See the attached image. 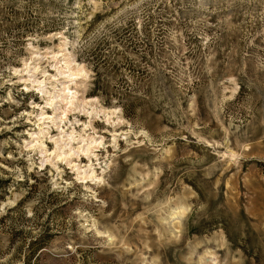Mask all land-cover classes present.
<instances>
[{
	"label": "rangeland",
	"instance_id": "374dc122",
	"mask_svg": "<svg viewBox=\"0 0 264 264\" xmlns=\"http://www.w3.org/2000/svg\"><path fill=\"white\" fill-rule=\"evenodd\" d=\"M0 264H264V0H0Z\"/></svg>",
	"mask_w": 264,
	"mask_h": 264
},
{
	"label": "trees",
	"instance_id": "16d2710c",
	"mask_svg": "<svg viewBox=\"0 0 264 264\" xmlns=\"http://www.w3.org/2000/svg\"><path fill=\"white\" fill-rule=\"evenodd\" d=\"M92 72L95 74L96 73V68H93L92 69ZM99 89H100V86H98L97 84H93V87H92V95L93 96H97L98 95V92H99ZM105 104H108V100L103 102Z\"/></svg>",
	"mask_w": 264,
	"mask_h": 264
}]
</instances>
